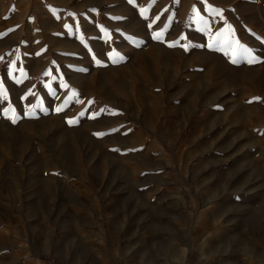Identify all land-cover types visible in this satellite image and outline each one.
Segmentation results:
<instances>
[{
  "label": "rangeland",
  "instance_id": "rangeland-1",
  "mask_svg": "<svg viewBox=\"0 0 264 264\" xmlns=\"http://www.w3.org/2000/svg\"><path fill=\"white\" fill-rule=\"evenodd\" d=\"M0 264H264V0H0Z\"/></svg>",
  "mask_w": 264,
  "mask_h": 264
},
{
  "label": "snow or ice",
  "instance_id": "snow-or-ice-1",
  "mask_svg": "<svg viewBox=\"0 0 264 264\" xmlns=\"http://www.w3.org/2000/svg\"><path fill=\"white\" fill-rule=\"evenodd\" d=\"M130 2H131V0H130ZM143 11V10H142ZM156 19H159V17H157ZM157 35V38H158V36H159V34H156ZM244 51H249V50H247V49H244ZM233 62H235V61H233ZM251 62H253L252 60H249V63H251Z\"/></svg>",
  "mask_w": 264,
  "mask_h": 264
}]
</instances>
